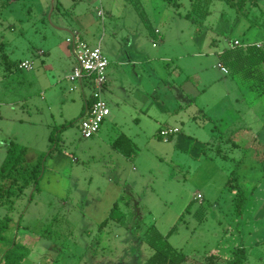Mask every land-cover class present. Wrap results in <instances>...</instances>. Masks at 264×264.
I'll list each match as a JSON object with an SVG mask.
<instances>
[{"label":"rangeland","instance_id":"374dc122","mask_svg":"<svg viewBox=\"0 0 264 264\" xmlns=\"http://www.w3.org/2000/svg\"><path fill=\"white\" fill-rule=\"evenodd\" d=\"M255 1L240 10L213 0L199 26L185 16L193 0H0V173L9 144L26 147L2 185L0 221L11 216L6 236L30 249L23 264H144L152 225L170 232L181 264H227L237 247L242 264H264V64L224 75L218 59L230 41L264 47V0ZM78 15L110 62L111 114L88 139L79 121L91 87L68 78ZM26 59L33 70L19 67ZM144 97L156 103L138 123ZM168 125L180 132L163 141ZM122 134L132 159L114 147ZM117 201L121 222L109 217Z\"/></svg>","mask_w":264,"mask_h":264},{"label":"trees","instance_id":"16d2710c","mask_svg":"<svg viewBox=\"0 0 264 264\" xmlns=\"http://www.w3.org/2000/svg\"><path fill=\"white\" fill-rule=\"evenodd\" d=\"M226 1H231L232 4H236L238 8L242 10L248 0ZM212 2L213 0H193L191 11L188 12L185 16L190 18L199 26H203L210 14V5ZM174 4L177 3L174 1ZM218 58L220 64L225 67L231 75L240 73L244 74L245 76H249L254 70H256V68H259L262 64H264V47H258L256 44L227 47L218 54ZM49 139H54V130L51 131ZM129 141V138L125 135H123V137H119V144L126 142L127 146H129ZM132 152L133 148L130 146L128 151L123 150V153L128 157L131 156ZM25 153L26 147L19 143L11 142L7 147L6 158L2 165L0 173V193L2 191V185L4 184V182L7 179L12 178L13 172L24 165ZM40 172V169L37 168L32 169L31 172L33 182L32 184L34 185L35 190H38L39 188L38 184L41 178ZM234 172L235 169L230 173L229 184H231ZM29 183L24 184L23 187L28 186ZM0 203L6 204L1 200ZM246 206L247 196L244 192H240L235 202L236 215L241 216ZM189 208L190 204L186 207V209L189 210ZM109 217L110 219L117 222H121L125 217L124 211L118 201L111 209ZM11 221L12 217L9 215H6L4 219L0 221V243L5 242L6 244H8V246L0 256V264H23L31 251L23 243L19 242L17 238L10 239L6 236V233L11 228ZM18 228H20V225L18 226ZM169 233H167L166 235L161 233L154 225L150 226L146 230L143 235L144 241L154 250V252L144 264H181L184 261V254L178 251L169 242ZM245 259V248L237 247L233 253L232 258L228 261L227 264H242Z\"/></svg>","mask_w":264,"mask_h":264},{"label":"built area","instance_id":"2783aa9c","mask_svg":"<svg viewBox=\"0 0 264 264\" xmlns=\"http://www.w3.org/2000/svg\"><path fill=\"white\" fill-rule=\"evenodd\" d=\"M98 14L102 16L103 12L99 11ZM154 32L156 35L161 33L159 29H155ZM66 42L77 63L68 77L69 80L87 84L91 87L86 110L79 121L82 137L88 139L99 133L103 123L111 114L108 102L104 97L108 76L107 69L110 62L100 44H90L77 32H73L67 37ZM256 45L263 47V43H257ZM235 46L247 45L234 40L231 42V47ZM220 66L225 73L229 72L225 67ZM19 67L31 71L33 70V61L26 59L20 63ZM178 131L179 129L176 127H162L159 130V136L163 141H169ZM197 198L202 200V194L199 193Z\"/></svg>","mask_w":264,"mask_h":264},{"label":"crops","instance_id":"0c3cea01","mask_svg":"<svg viewBox=\"0 0 264 264\" xmlns=\"http://www.w3.org/2000/svg\"><path fill=\"white\" fill-rule=\"evenodd\" d=\"M248 2V1H247ZM247 2H246V5H245V7L247 6ZM256 3H257V0L255 1ZM253 3V2H252ZM255 3V4H256ZM99 11H102L103 12V15L102 16H99ZM97 17H101V18H103L104 17V11L103 10H101V9H97ZM82 17H80L79 15H78V17H77V19L74 17V19H75V21H74V23L78 26L79 25V27H80V29L79 30H74V29H72V31L73 32H76V31H78L79 32V34L87 41V42H89V43H91L92 44V42L90 41L91 40V38L89 37V35H86V34H84V30L86 29L87 31H88V28H87V26L84 24V23H82L81 21H79V19H81ZM65 23H63V25H64ZM126 25V24H125ZM62 28H66L65 26H61ZM62 28H59V29H62ZM126 28H129V26H127L126 25ZM64 30H66V29H64ZM160 30V29H159ZM77 32V33H78ZM130 29L129 30H126V33L127 34H130ZM160 32H161V30H160ZM162 33V32H161ZM231 42L232 41H230L229 42V44H228V47H231ZM259 43H262V42H259ZM95 44H97V43H95ZM225 48H227V47H225ZM223 50H221L219 53H221ZM47 53V51H43V50H39L38 51V54H40V55H45ZM218 53V54H219ZM108 58V57H107ZM109 59V58H108ZM219 59V58H218ZM221 64H220V61H219V67L221 68V66H220ZM74 68V67H73ZM221 71L224 73V75H229L230 73L228 72V73H225L223 70H222V68H221ZM107 74H109L108 73V69H107ZM187 80V79H186ZM185 81V80H184ZM183 81V82H184ZM89 86V85H88ZM182 87H183V85H182ZM182 87H180V91H179V95L180 96H182L183 95V89H182ZM112 88V92H111V94L115 97L116 96V87L115 86H113V87H111ZM110 88V89H111ZM107 89V85L105 86V90ZM89 97H90V95H89ZM89 97L88 98H86V100H85V103L83 104V106H82V111H81V114L83 115V113H84V111L86 110V104H87V102H88V99H89ZM148 101H151L150 100V98H148V97H144V101L142 102V107H144V108H139V110H137L138 111V113H140V116H137L136 118H134V120H136L138 123H141L142 122V118H145V115H146V113L151 109V107H152V104L153 103H156V101H154V102H149L148 103ZM145 109V110H144ZM107 120V119H106ZM103 126V125H102ZM168 127H174V126H169L168 125ZM176 127V126H175ZM176 128H178V127H176ZM179 129V128H178ZM100 132V131H99ZM180 132V129H179V131L177 132V133H179ZM49 136H50V134H49ZM120 136H122L123 137V134L122 135H120ZM119 136V137H120ZM126 136V135H125ZM127 137V136H126ZM114 147L116 148V147H118L119 149H120V151H123V150H125V151H128L129 150V146H127V144H126V142H123L122 144H119V139L117 140V142L114 144ZM122 149V150H121ZM133 152H132V154H131V159L133 158L132 156H133Z\"/></svg>","mask_w":264,"mask_h":264}]
</instances>
